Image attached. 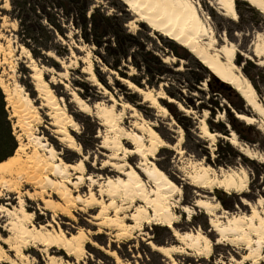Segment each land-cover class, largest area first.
<instances>
[{
  "label": "rangeland",
  "instance_id": "374dc122",
  "mask_svg": "<svg viewBox=\"0 0 264 264\" xmlns=\"http://www.w3.org/2000/svg\"><path fill=\"white\" fill-rule=\"evenodd\" d=\"M197 1L201 2V14L213 28L219 44H225L223 39L226 37L229 42L236 45L238 53L235 62L240 66L243 76L253 84L258 94V101L264 104V66L259 64V58H256L252 51L257 35H264V15L248 2L238 0L236 3L238 18L232 20L221 14L213 0ZM5 2L6 0H0V78L8 85L13 96L14 88L18 83L35 104L40 106V100H37L39 96L36 90L37 82L31 70L34 63L37 70L43 72L44 80L50 84L60 103L66 106L67 111L73 115L79 125L78 131L73 134L77 143L82 146L81 153L73 152L57 141L51 130L47 128V123L50 121L49 116L45 114L47 110L40 111L43 123L39 125V131L56 146L67 163L87 157L85 175L113 178L119 176L117 172L112 173L109 171L111 168L104 165L116 151L114 148L103 147L106 141L112 146V141L116 137L114 129L103 120L104 108L109 111L113 108L111 117L121 127L137 131L134 127L135 122L146 121L170 146H176L180 141V132L183 131V141L179 147L184 153L179 154L170 146L161 148L153 162L181 186L182 194L177 196L176 200L182 201L184 205L193 206L195 200L207 196L208 200L221 204V211L226 210L233 215L251 212L250 207L243 203V199L252 204H257L260 198L264 200L263 119L254 115L252 108L246 105V100L241 94L220 79L223 85H216L211 89L203 83L198 85V90L190 92L188 80L195 81L192 78L193 71L197 70L198 64L194 59L195 54L185 46L176 43L173 39L174 43L169 42L168 37L137 20L135 14H132L129 7L121 0H90L89 13L96 8V28L101 35L102 45H96L94 32H92L94 36L90 34L87 35L88 39L84 38L85 31L79 19L71 16L62 22V32L58 31L55 36L50 37L49 50L42 49L39 47L42 44L38 45V42L43 40L42 36L38 37L40 39L38 42L32 41L27 34L28 31L19 30V21L11 16V7L10 9L4 7ZM14 21L18 23L16 28L13 25ZM44 23L46 24L45 20ZM9 39L12 41L10 48L12 54L8 49ZM204 41L201 40V43L203 44ZM49 52L53 56H49ZM151 54L166 63V66L162 67L163 70L165 69L163 76H159L162 69L160 70L157 60L153 58V63L152 59L150 60ZM246 54L250 55L251 59L246 58ZM12 62V66H15L14 73H11ZM92 69L97 84L91 78ZM159 77L162 79L159 80ZM131 83L137 88L151 92V97L159 99L160 104L168 109V113L163 114L151 98L145 100L144 94L140 95L136 92L135 87L130 88ZM166 88L177 94L178 88H182L185 100L188 101L193 97L194 107L187 108V101L184 103L171 97ZM75 92L91 105L90 114L81 112L73 101ZM126 104L133 106L138 111L139 117L133 110L125 109ZM6 105L18 145L20 142L27 144L28 139L23 133L18 115L13 116V108H8L7 101ZM239 112L254 116L256 121L248 125L235 116ZM139 118L141 120H138ZM204 122L213 133L217 134V139H207L203 136ZM232 132L236 134L237 145L231 142ZM122 142L126 147L133 148V145L125 139ZM248 152L249 154L246 155ZM121 158L116 161L122 162L124 155ZM127 160L135 167L139 164L140 157L128 156ZM199 161L211 164L220 172L221 168L227 171L237 170L240 173L244 171L247 180L245 191L229 194L222 189L214 188L210 193L208 190L193 186L188 178L195 172L192 165H196ZM74 176L75 174L71 176L73 180H75ZM9 179H11L9 174H0V205L7 206L9 203L7 207H18L19 201L15 199L17 195L7 190ZM148 184L152 183L148 182ZM70 188L74 196L87 197L91 188L90 181L86 180L78 187L71 185ZM20 190L26 202V209L34 212L33 221L38 227L41 224H51L49 231L62 229L68 235L81 230L91 231L90 238L96 240L101 248L87 242L84 255L81 259H76L68 256L65 251L58 250L57 247L46 248L35 243L33 239L25 241L19 238L16 235L18 233L8 227L9 218L5 214H0V245L12 259L18 258V264H47L51 254L63 261L76 263L78 260L77 264H117V260L109 254V251L117 252L121 260L131 264H173L172 259L155 251L149 241L156 245L181 246L171 228L156 225L154 221L143 225L142 228L127 230L126 233L128 232L129 235H125V231L118 226L109 223L105 226L95 224L97 220L93 218L99 213L100 208L95 207L92 210L84 202H75L70 208L73 215L69 216L60 210H46L41 200L27 198V192L39 191L38 189L23 183ZM54 199L59 200L56 195ZM116 201L125 208L130 206V201H124L123 198ZM261 209H264V205ZM133 211L134 207L121 213V216L129 215ZM177 212L179 223L175 224V227L179 232L203 228L208 232L214 245L208 259L197 256L194 250L186 249L174 254L173 258L178 264H243L233 262L232 259L233 257L240 259L246 255L247 250L244 245L239 244L235 247L227 245V242L223 245L215 244L218 236L211 231L209 216L202 209L194 208L193 213L189 214L179 208ZM110 216H114V212H111ZM128 223L132 222L128 221ZM99 229L105 234L94 236ZM4 238H8V244L2 242ZM10 248H14V251H9ZM19 250H22L29 259L20 257ZM259 261L257 264H264V259ZM244 264L254 263L248 261Z\"/></svg>",
  "mask_w": 264,
  "mask_h": 264
},
{
  "label": "bare ground",
  "instance_id": "6f19581e",
  "mask_svg": "<svg viewBox=\"0 0 264 264\" xmlns=\"http://www.w3.org/2000/svg\"><path fill=\"white\" fill-rule=\"evenodd\" d=\"M132 14H135L137 20H140L153 28L156 32L165 35L169 39H173L176 43L185 46L192 54L206 65L210 71L215 74L223 83L230 84L239 94L246 100V105L250 106L254 115H258L263 119L264 124V104L258 101V94L252 83L247 80L241 73L240 66L235 62L238 49L236 45L229 42L225 37L220 45L217 41L213 28L204 20L200 8L201 2L197 0H121ZM238 0H213L215 6L220 10L222 15L232 20L238 18L236 3ZM248 2L253 8L259 10L264 15V0H240ZM5 8L10 9V0H6ZM16 28L17 21L13 22ZM201 40H205L201 43ZM9 47L12 41L9 39ZM253 55L259 58V64L264 66V35H257L256 42L252 49ZM12 54V51H9ZM28 55L31 56L29 51ZM49 56H53L50 52ZM251 56L246 54V58ZM7 59V58H6ZM11 66L13 62L10 63ZM15 66H12L11 73H14ZM31 70L34 72L33 78L37 82V92L40 100V106L23 89L21 85L16 84L13 93H11L7 84L0 78L1 88L6 95L8 108L12 107L14 117L18 115L23 133L27 137V144L17 146L16 152L0 162V174L11 176L7 185V190L15 193V199L19 201L18 207H7L0 205V214H5L8 219V227L15 231L19 238L33 239L35 243L46 248L57 247L60 251H65L68 256L81 259L85 253L87 242L93 246L100 247L97 241L90 238L91 231L81 230L72 235L66 234L62 229L49 231L51 224H41L37 226L33 221L34 212L26 209V202L22 198L20 187L23 183L38 189L39 191L27 192L26 196L31 200H41L46 210H60L72 216L70 208L75 202H84L92 210L100 208L98 214L93 219L97 220L96 225H110L122 228L125 235H129L126 231H132L137 227L142 228L143 225L156 222V225L171 228L180 242L181 246L176 245H156L149 241L151 247L161 253L164 257L172 259L173 264H178L173 258L174 254L181 251L194 250L197 256L208 259L213 251V242L203 228L192 229L191 231L179 232L175 224L179 223V215L177 210L182 209L183 212L191 214L194 208H199L209 216V224L211 231L217 234L215 244L233 245L237 247L243 244L245 253L242 258L233 257V262L246 263L248 261L254 264L264 259V200L259 199L257 204L243 199V203L250 207V213H239L231 215L226 210L221 211V204L217 201L208 200L207 196H201L194 201L193 206H187L176 197L182 194L181 186L177 185L174 180L165 173L157 163L156 159L159 149L169 147L167 141H164L157 130L153 129L146 121H136L134 127L137 131H130L124 126H120L114 122L110 111L103 110V120L107 122L116 132V137L111 143H107L103 147L107 149L114 148L113 155L107 160L105 167L111 168L112 173L117 172L118 177H97L94 175H85L87 169L86 160L81 159L77 162L67 163L58 152L56 146L49 142V139L39 131V125L43 123L40 111L46 109L50 121L47 128L51 130L52 135L60 144L65 145L73 152L81 153L82 146L76 141L73 132L78 131V123L73 115L67 111L66 106L60 103L58 97L52 91L50 84L44 80L43 72L37 70L34 63ZM91 78L97 84L96 75L91 70ZM135 87L130 84V88ZM136 88V92L140 95L144 94L145 100L152 99L155 106H158L163 114L168 113V109L163 107L159 99L151 97V92L143 88ZM160 98H164L160 96ZM81 112L90 114L92 109L79 94L74 93L73 100ZM101 107V106H100ZM125 109L134 111L139 117V113L133 106L124 105ZM103 109V108H102ZM108 113V114H107ZM235 116L246 122L248 125L256 121L254 116H248L243 113H236ZM138 120H141L140 118ZM52 128H51V127ZM203 136L207 139H217V134L213 133L206 122L202 124ZM179 142L176 146H170L179 154H183L184 150L180 148L183 139V131L180 132ZM231 142L237 145V137L232 132ZM19 139V137H18ZM133 145L130 149L125 146L122 140ZM249 154L246 153V155ZM119 162L116 160L122 159ZM138 155L140 157L139 164L133 166L127 160V157ZM194 173L189 175L190 182L197 188L208 190L210 193L214 188L222 189L229 194L232 192L242 193L247 187L245 172L240 173L237 170L230 171L221 168V172L216 170L211 164L199 161L196 165H192ZM75 174V180L72 179ZM242 174L244 176H242ZM147 179V180H145ZM90 181V192L87 197L82 195L74 196L71 185L79 186L84 181ZM148 182L152 183L151 185ZM57 199H54V196ZM202 195V194H200ZM123 198L124 201H130V206L123 207L116 201ZM110 201V202H109ZM134 207V211L126 216L121 213L129 211ZM114 212V216L110 213ZM4 216V215H3ZM128 221L132 223L129 224ZM105 234L102 229L94 233L95 235ZM4 244H8V238L2 239ZM9 251H14L10 248ZM108 251V250H107ZM20 257H25L22 250L18 251ZM117 264H131L124 262L115 251H109ZM18 259V258H17ZM17 259H12L5 249L0 245V263L18 264ZM66 261L56 255L49 256L47 264H77Z\"/></svg>",
  "mask_w": 264,
  "mask_h": 264
},
{
  "label": "trees",
  "instance_id": "16d2710c",
  "mask_svg": "<svg viewBox=\"0 0 264 264\" xmlns=\"http://www.w3.org/2000/svg\"><path fill=\"white\" fill-rule=\"evenodd\" d=\"M10 3L12 9L11 16L13 15L12 17L19 21V30L22 31L25 29L26 32L28 31L29 33L27 32V34L32 41L36 40V42H38L40 40L38 37L42 36L41 38H43V40L38 42V45L42 44L39 46L42 49L46 48L49 50L48 43L51 42L50 37L55 36L58 31L62 32V22L65 18L71 16L72 18L74 17V19L76 17L79 19L80 25L85 31L84 38L90 34L94 36L92 33L94 32V37L97 40L96 45L100 46L103 43L101 35L97 32L96 28V8L93 12L89 13L91 8L90 0H10ZM169 42L174 43V41H170V39ZM153 58L157 60L160 70L162 67L166 66V63L154 54H151L150 57L152 63ZM194 59L198 65L196 68L197 70L193 71L192 78L195 81L192 82L188 80L190 92L198 90V85H202L203 83H206L211 89L216 85H223L219 78L215 76L206 65L202 64L196 56H194ZM148 66L151 67V65ZM164 73L165 69H162L159 76H163ZM161 79L162 77H159V80ZM166 91L173 98L175 97L184 103L187 101V99L185 100L186 97H184V90L182 88H178V94L175 91H169L168 88H166ZM5 99L6 95H4L0 86V162L12 156L18 148V142L13 135V126L11 125ZM192 99L193 97L188 99V103H186L187 108L194 107V101Z\"/></svg>",
  "mask_w": 264,
  "mask_h": 264
}]
</instances>
